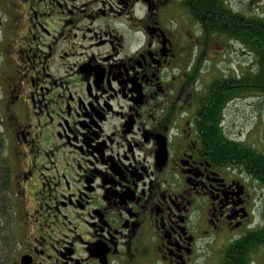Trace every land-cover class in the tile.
Listing matches in <instances>:
<instances>
[{"label":"flooded vegetation","instance_id":"1","mask_svg":"<svg viewBox=\"0 0 264 264\" xmlns=\"http://www.w3.org/2000/svg\"><path fill=\"white\" fill-rule=\"evenodd\" d=\"M21 1L0 264H264V160L226 126L264 110V0Z\"/></svg>","mask_w":264,"mask_h":264},{"label":"rangeland","instance_id":"2","mask_svg":"<svg viewBox=\"0 0 264 264\" xmlns=\"http://www.w3.org/2000/svg\"><path fill=\"white\" fill-rule=\"evenodd\" d=\"M22 4V1L20 0H8V2L4 5L2 1H0V20L1 22H4L7 20V15L5 12L12 10H16L18 6ZM2 15V16H1ZM113 26H117L115 23H113ZM2 28V29H1ZM2 30V34H0V98L2 100L3 93L5 92V87L8 85V82L10 79L8 78V72L2 73V68L4 66V60H8V53H3L5 47L3 43L1 42V37H5V34L3 33V25H0V31ZM257 99V97L250 96V105L249 107L244 108V116L241 115L238 118L239 122L236 123L237 126L235 125H230V123H226V126L231 128L232 130L239 131L240 134L242 135V138H246L248 136L249 140H252L250 144H255L258 146L261 150H264V110L262 109L261 106L258 104H254L253 102ZM5 105L0 102V113L4 111ZM7 107H5L6 109ZM246 109V110H245ZM247 113V116H246ZM243 117V119L241 118ZM4 127L0 123V217L7 215V216H14L18 214L17 211V206H13V198L17 199L18 194L15 193L14 191V196L12 193V190H7L8 188V180H9V172H10V164L9 160L6 159L7 157V149L6 145L4 143L2 131ZM248 133V134H247ZM14 159V158H13ZM11 163L13 166L18 167H23L26 168V162H22V160H11ZM62 177L58 178L57 181L61 180L62 182L64 181L65 184H67L66 180H72L71 176H66L64 175V172H61ZM56 176V175H55ZM55 181V182H57ZM27 205V203H26ZM258 207L260 208L261 202L257 203ZM21 205H19L20 207ZM257 211V210H256ZM6 216V217H7ZM256 220H259L257 217ZM1 222H3V218H0V225L4 226ZM10 224V223H9ZM0 235H2L0 233ZM2 256V252H0V258ZM1 261V259H0Z\"/></svg>","mask_w":264,"mask_h":264},{"label":"trees","instance_id":"3","mask_svg":"<svg viewBox=\"0 0 264 264\" xmlns=\"http://www.w3.org/2000/svg\"><path fill=\"white\" fill-rule=\"evenodd\" d=\"M255 80V78H253V77H251V82L252 81H254ZM252 96V95H251ZM220 117V116H219ZM219 119V118H218ZM219 122V121H218ZM218 125H219V123H217ZM236 145V144H235ZM244 149H247V150H249V152H251V153H253L254 154V158L255 159H257V162L258 161H262V160H264V152H262V151H260V150H258L256 147H254L253 145H246L245 146V148ZM0 158H1V155H0ZM259 164H255L254 165V168H255V170H254V173L256 174V175H259V173H260V169H259Z\"/></svg>","mask_w":264,"mask_h":264},{"label":"bare ground","instance_id":"4","mask_svg":"<svg viewBox=\"0 0 264 264\" xmlns=\"http://www.w3.org/2000/svg\"><path fill=\"white\" fill-rule=\"evenodd\" d=\"M254 59V58H253ZM245 64V63H244ZM256 75V74H255ZM200 80V79H199ZM262 82V81H261ZM248 134V133H247ZM247 137V136H246ZM244 140V139H243ZM17 234V233H16ZM17 238V237H16ZM226 242V241H225Z\"/></svg>","mask_w":264,"mask_h":264}]
</instances>
